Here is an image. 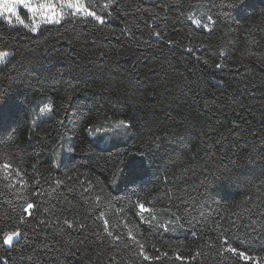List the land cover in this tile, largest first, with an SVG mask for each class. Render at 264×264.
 <instances>
[{
    "label": "trees",
    "instance_id": "obj_1",
    "mask_svg": "<svg viewBox=\"0 0 264 264\" xmlns=\"http://www.w3.org/2000/svg\"><path fill=\"white\" fill-rule=\"evenodd\" d=\"M86 4L0 18V264H264V0Z\"/></svg>",
    "mask_w": 264,
    "mask_h": 264
},
{
    "label": "snow or ice",
    "instance_id": "obj_2",
    "mask_svg": "<svg viewBox=\"0 0 264 264\" xmlns=\"http://www.w3.org/2000/svg\"><path fill=\"white\" fill-rule=\"evenodd\" d=\"M19 3H23L25 7L30 8L34 16L37 12H40L41 13L40 20L46 23H61L66 18L67 15L62 11L61 12L56 11L58 5L54 2V0H44L43 3H40L37 6L31 5L28 2V0H0V15H3L4 13H9L7 19L11 21L12 20L11 13L16 12L17 4ZM59 6L62 9L63 8L69 9L70 14L72 16L82 15L84 17H92L99 23L101 24L104 23L103 18L100 15H98L95 11H91L90 5H86L83 2V0H60ZM20 22L24 23L23 20H21ZM196 23L199 24L200 20H197ZM39 26L40 25L37 23L36 25L32 26L30 30L32 32H37L39 30ZM25 27H28V25L25 24ZM156 35L159 36L160 33H156ZM7 56H8L7 52H0V63H2L4 61V58ZM51 108H52L51 104L45 105V107L41 109V112L51 111ZM124 123L125 121H120L121 125H123ZM3 167L5 169H8L11 167V165L4 164ZM33 207L34 205L29 203L24 211L28 212V214L31 215L30 210L33 209ZM140 208L143 210L144 205L141 204ZM21 219L23 220V217H21ZM66 223H68L69 225L71 224L70 221H66ZM104 223L107 224L108 221L105 220ZM17 235H19V233L16 231L5 234L4 243L7 244L13 243V238ZM116 239L118 240L119 237H116ZM227 250L237 253L244 260L251 261L254 259L252 256L248 255L247 252L238 251V249L233 247L231 244H228ZM256 264H259L258 260L256 261Z\"/></svg>",
    "mask_w": 264,
    "mask_h": 264
},
{
    "label": "rangeland",
    "instance_id": "obj_3",
    "mask_svg": "<svg viewBox=\"0 0 264 264\" xmlns=\"http://www.w3.org/2000/svg\"><path fill=\"white\" fill-rule=\"evenodd\" d=\"M28 2L31 5H33V6H37L40 3H43L44 0H28ZM54 2L58 5L57 9H56L57 12H61L62 11L63 13H66L67 14L66 17L72 16L70 14V10L69 9H67V8H63L62 9L59 6L60 0H54ZM83 2L86 4V0H83ZM24 13L27 14L28 19L24 18V16H23ZM8 15H9V13H4L3 15H0V18L5 20V21H8V22H10L12 24H17V25H25V24H27L29 28H31L32 26L36 25L37 23L40 25L39 28L42 25L47 24L46 22H43V21L40 20V16H41L40 12H37L35 14V16H34L33 13L31 12L30 8L25 7L23 3L17 4L16 12L11 13V16H12V20L11 21H9L7 19ZM193 19H194V22H196L197 20H200V23L198 25L203 24L205 26H208V24H209V21L202 20V12L196 13L193 16ZM21 20H23L24 23H21L20 22ZM3 52H7V51H3ZM7 53H8V56L4 58V61L2 63H0V66L4 65L8 61V59L10 58L11 53L10 52H7ZM44 107L45 106H42L39 109V111L36 113V117L37 118L44 117L45 114L48 113V111L47 112H41V109L44 108ZM120 121H123V120H117V121L108 122L101 129L100 134H103V133L105 134L104 135L105 137L103 138L105 144H108L110 141H112L113 138H115V141L125 138L126 132H127L126 123L121 125ZM144 210H146V208H144L142 211H144ZM165 223L168 224L169 221H166ZM16 237L17 236H15L14 238H16ZM7 245H10V244H7Z\"/></svg>",
    "mask_w": 264,
    "mask_h": 264
}]
</instances>
